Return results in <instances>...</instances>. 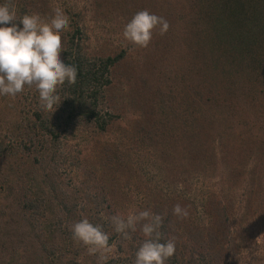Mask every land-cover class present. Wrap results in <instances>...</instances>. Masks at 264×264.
I'll use <instances>...</instances> for the list:
<instances>
[{"label": "trees", "instance_id": "16d2710c", "mask_svg": "<svg viewBox=\"0 0 264 264\" xmlns=\"http://www.w3.org/2000/svg\"><path fill=\"white\" fill-rule=\"evenodd\" d=\"M89 4L118 28L142 9L168 28L153 30L142 57L104 54L90 50L82 12L62 7L71 31L60 58L77 67L67 97L51 114L34 89L0 97V264H101L72 237L82 217L109 233L114 254L103 264H132L139 225L126 240L108 217L145 208L175 240L167 264H264V0ZM15 5L18 16L61 7ZM127 112L135 116L110 137Z\"/></svg>", "mask_w": 264, "mask_h": 264}, {"label": "clouds", "instance_id": "9594fccd", "mask_svg": "<svg viewBox=\"0 0 264 264\" xmlns=\"http://www.w3.org/2000/svg\"><path fill=\"white\" fill-rule=\"evenodd\" d=\"M157 26L163 34L168 22L142 9L124 24L122 37L135 47L145 48ZM69 31L70 18L62 7H53L47 17L38 12L18 16L15 0H0V97L14 98L26 88L34 89L38 107L50 114L54 112L67 97H61L62 87L74 85L77 79L76 65L60 58L61 52L65 51L62 36ZM172 213L177 217L188 216V211L179 204L173 206ZM108 220L113 231L126 240L131 239L139 225L143 240L136 247L132 264H167L175 254V240L162 236L160 214L145 208L133 210L126 216L112 215ZM70 231L73 239L84 245L89 254L109 247V233L87 217L72 223ZM99 259L103 264L105 258Z\"/></svg>", "mask_w": 264, "mask_h": 264}, {"label": "rangeland", "instance_id": "374dc122", "mask_svg": "<svg viewBox=\"0 0 264 264\" xmlns=\"http://www.w3.org/2000/svg\"><path fill=\"white\" fill-rule=\"evenodd\" d=\"M56 2L57 6L64 7L65 5H69L72 7H76L77 10H80L82 12L83 16V24L86 30V33L89 37V45H90V50L95 51V52H103L104 54L108 53H114L118 51L119 49H126V50H131L132 54L137 57H142L145 54V51L148 50L147 47L145 48H138L135 47L128 42H126L123 37H122V28H118L117 26L105 24L102 20L99 18H96L92 15L91 10H90V4L89 0H53ZM119 22V21H116ZM153 39L148 44V47L151 46ZM131 48H133V51ZM124 116V118L117 123L114 127L115 134L110 137L116 139L118 138L117 136H120L121 129L127 127L129 124V121L133 119V116H135L132 112H127ZM147 168L144 170V168ZM150 171V172H149ZM143 178H151L152 177V172L149 169L148 166H143ZM258 241L261 244H264V234H261L258 237ZM100 253V257H104L105 259L109 258L111 255L114 254V249L113 248H107ZM16 256L13 258L11 261V264H21L22 262L18 261V263L15 262Z\"/></svg>", "mask_w": 264, "mask_h": 264}]
</instances>
